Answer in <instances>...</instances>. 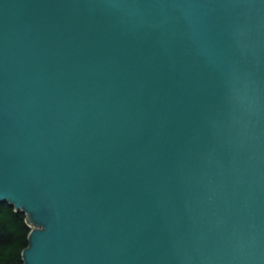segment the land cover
<instances>
[{
	"label": "water",
	"instance_id": "95a60500",
	"mask_svg": "<svg viewBox=\"0 0 264 264\" xmlns=\"http://www.w3.org/2000/svg\"><path fill=\"white\" fill-rule=\"evenodd\" d=\"M0 200L25 264H264V0H0Z\"/></svg>",
	"mask_w": 264,
	"mask_h": 264
},
{
	"label": "trees",
	"instance_id": "16d2710c",
	"mask_svg": "<svg viewBox=\"0 0 264 264\" xmlns=\"http://www.w3.org/2000/svg\"><path fill=\"white\" fill-rule=\"evenodd\" d=\"M33 224L28 214L9 200H0V264H25Z\"/></svg>",
	"mask_w": 264,
	"mask_h": 264
}]
</instances>
